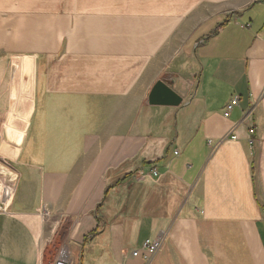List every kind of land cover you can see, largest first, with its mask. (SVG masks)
<instances>
[{
	"label": "crops",
	"instance_id": "obj_1",
	"mask_svg": "<svg viewBox=\"0 0 264 264\" xmlns=\"http://www.w3.org/2000/svg\"><path fill=\"white\" fill-rule=\"evenodd\" d=\"M8 176L0 264H264V0H0Z\"/></svg>",
	"mask_w": 264,
	"mask_h": 264
},
{
	"label": "built area",
	"instance_id": "obj_2",
	"mask_svg": "<svg viewBox=\"0 0 264 264\" xmlns=\"http://www.w3.org/2000/svg\"><path fill=\"white\" fill-rule=\"evenodd\" d=\"M238 98L233 97L231 98L225 105V111L224 113L227 114L228 111L231 109V107L237 102ZM231 137H234L232 135ZM140 172H143V170H140ZM149 173L155 175L157 174L156 169L149 168ZM14 178L12 177H3L0 179V208L6 209L9 205V203L12 200L13 193H14ZM46 211H43V215H45ZM161 243L160 237H153L151 239H146L144 243L138 247L131 250V255L138 256L142 259L144 263H147L151 256L156 252V250L159 248ZM39 264H71L70 262V252L67 248L61 247L56 256L51 259L49 262H41Z\"/></svg>",
	"mask_w": 264,
	"mask_h": 264
},
{
	"label": "water",
	"instance_id": "obj_3",
	"mask_svg": "<svg viewBox=\"0 0 264 264\" xmlns=\"http://www.w3.org/2000/svg\"><path fill=\"white\" fill-rule=\"evenodd\" d=\"M158 92H160L163 97H170V95H174L169 88L164 89V84L161 81H156L150 90L149 100H154V95Z\"/></svg>",
	"mask_w": 264,
	"mask_h": 264
}]
</instances>
